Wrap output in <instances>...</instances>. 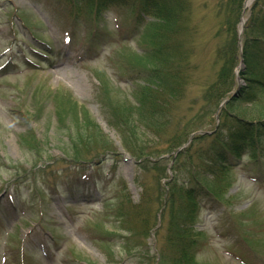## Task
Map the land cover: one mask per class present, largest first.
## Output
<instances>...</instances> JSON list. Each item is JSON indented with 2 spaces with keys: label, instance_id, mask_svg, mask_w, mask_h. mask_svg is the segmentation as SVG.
Returning <instances> with one entry per match:
<instances>
[{
  "label": "rangeland",
  "instance_id": "rangeland-1",
  "mask_svg": "<svg viewBox=\"0 0 264 264\" xmlns=\"http://www.w3.org/2000/svg\"><path fill=\"white\" fill-rule=\"evenodd\" d=\"M186 1L189 15L178 36L186 79L179 94L167 98L162 134L141 131L158 154L141 163L122 143L117 111L120 105L138 111L141 93L157 89L151 79L158 66L143 57L156 47L154 20L139 18L138 1L96 15L84 11L85 21L74 25L67 0H0V65L13 51L23 60L20 46L29 52L31 33L49 42L40 66L0 70V264H164L177 252L169 240L177 213L195 240L198 264H241L232 252L264 264V154L244 157L219 184L208 176L216 198L201 191L196 203L177 197L172 209L169 202L168 183L188 185L189 168L198 163L189 156L210 144L198 141L173 161L171 140L216 126L206 91L222 67L217 47L230 38L221 0ZM250 1L245 20L256 3ZM263 7L261 1L255 11ZM245 84L239 78L227 97ZM239 104L241 115L251 108ZM85 110L112 145L79 162L68 150L69 135L71 119ZM96 149L87 154L94 157Z\"/></svg>",
  "mask_w": 264,
  "mask_h": 264
},
{
  "label": "trees",
  "instance_id": "trees-1",
  "mask_svg": "<svg viewBox=\"0 0 264 264\" xmlns=\"http://www.w3.org/2000/svg\"><path fill=\"white\" fill-rule=\"evenodd\" d=\"M137 1V7L142 14L140 15L152 17L158 22L154 28H159V33H155L154 38L160 42H157L158 47L146 56V59L150 58L159 65L153 76L157 81L158 89H145L141 93L140 97L143 99L139 102L138 111L133 107L122 108L121 105V108L117 107V111L120 112L119 117L124 128L121 129L125 135L124 144L142 160L141 162H144L148 161L153 152L150 151L151 147L144 146L143 137H139L141 127L157 133L160 132L159 128L165 127L167 98H174L183 85L184 77L186 79L185 67L188 61L186 58L182 60L178 36L184 28L190 5L186 0ZM261 1L264 0H258L256 5ZM69 2L72 15L79 18L84 16V11L100 14L111 6H124L130 0H69ZM244 2L245 0H221L220 7L225 10L226 32L229 33L230 38L217 49L222 67L217 80L207 90L208 100L216 110L234 82V69L239 62L240 52L237 23L242 15ZM242 55L246 70L241 76L248 81V89L242 88L238 91V95L224 104L219 114V124L211 134L194 138L190 149H193L198 141L208 140L210 144L204 151L190 155L191 160H199V163L189 168L188 185L179 184L176 179L168 183L171 187L169 202L172 209L176 205L177 197H181L185 204L196 203L201 191L203 195L216 198V191L207 187L210 184L206 182L209 173L212 174L211 181L219 184L229 175L231 168L238 165L245 156L258 160L264 154V9L261 13L253 10L245 25ZM241 94H243V102L253 104L250 109H246L244 115L239 112ZM71 124L74 130L72 135H69V140L75 160L79 162L89 160L88 156L91 154H87L88 149L97 148L95 157L101 155L98 149L106 153L111 150L110 139L87 110L80 112L75 120L71 119ZM202 129L203 126L183 136L177 135V139L171 143L179 147L181 143L187 141L191 133ZM38 152L39 150L36 149V154ZM57 190H59L58 185ZM44 196L48 197L47 194ZM179 217V213L172 215L173 222L169 230L170 245L176 249V255L169 262L162 261L164 264H198L193 253L195 240L191 238V233L182 228Z\"/></svg>",
  "mask_w": 264,
  "mask_h": 264
}]
</instances>
